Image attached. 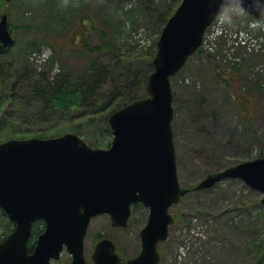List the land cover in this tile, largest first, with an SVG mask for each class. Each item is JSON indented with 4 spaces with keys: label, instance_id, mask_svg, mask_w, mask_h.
Returning <instances> with one entry per match:
<instances>
[{
    "label": "rangeland",
    "instance_id": "rangeland-1",
    "mask_svg": "<svg viewBox=\"0 0 264 264\" xmlns=\"http://www.w3.org/2000/svg\"><path fill=\"white\" fill-rule=\"evenodd\" d=\"M45 1L11 0L6 3L5 11L1 8L8 16L13 35V43L7 47L9 56L27 55L37 70L46 71L50 76L61 65L82 71L86 58L76 48L64 49L52 67L43 60L53 51L50 45L26 48L34 32L22 24H35V32L53 31L58 27V15L62 12H52V17L47 19L43 14L47 11L43 7ZM156 3L162 10L168 5L169 11L176 7L177 0H156ZM74 5L69 8L73 9ZM134 5L139 6V0H96L90 9L91 17L117 34L118 14ZM69 8L64 16L71 18ZM251 17L239 5L226 7L207 29L199 50L202 53L189 57L171 78L172 127L182 187L192 188L209 172L264 155V22L260 31H254L253 25L257 22L251 21ZM125 20L127 28L132 26L131 46L128 49L129 43L122 44L121 51L128 56L151 46L155 51L160 32L143 20V13L136 25ZM62 40L58 41L62 43ZM93 41L97 39L93 37ZM45 53L48 54L45 56ZM102 58L109 60L108 55ZM145 58L135 59L132 65L141 66ZM146 64L143 70L149 68L147 61ZM32 102V106H26L23 101L15 104L24 116H31L32 121L39 123L33 116L39 105ZM90 132L91 142L96 140L101 147L108 145L105 143L111 135L101 132L99 125L92 126ZM84 133L87 132L84 130ZM261 196L240 178H224L207 190L188 191L169 209L174 221L169 226L167 239L158 244L163 261L160 264H254L255 249L258 244H264ZM147 214L148 209L141 203L132 206L129 224L124 228L111 226L106 213L91 218L84 242L85 258L90 261L97 233L106 234L115 242L123 262L138 254L139 231ZM70 260V254L64 249L50 264H70Z\"/></svg>",
    "mask_w": 264,
    "mask_h": 264
},
{
    "label": "water",
    "instance_id": "water-1",
    "mask_svg": "<svg viewBox=\"0 0 264 264\" xmlns=\"http://www.w3.org/2000/svg\"><path fill=\"white\" fill-rule=\"evenodd\" d=\"M239 4L255 18L264 0H181L156 42L147 96L108 117L109 147L89 146L80 136L13 138L0 142V209L15 223L0 241V264H49L66 246L70 264H120L115 244L102 238L87 262L84 238L91 217L107 213L111 225L127 226L130 206L148 208L139 232L141 249L124 264H158L157 244L168 236L169 206L188 188L180 186L175 161L170 76L201 45L205 29L228 5ZM7 17L0 18V42H13ZM224 178H240L262 193L264 156L206 174L193 189H207ZM44 222L31 252L27 242L35 220Z\"/></svg>",
    "mask_w": 264,
    "mask_h": 264
},
{
    "label": "trees",
    "instance_id": "trees-1",
    "mask_svg": "<svg viewBox=\"0 0 264 264\" xmlns=\"http://www.w3.org/2000/svg\"><path fill=\"white\" fill-rule=\"evenodd\" d=\"M179 2L177 0L175 4L178 5ZM6 3L0 0V9L5 11ZM95 3L96 0H47L43 3L44 9H47L43 14L47 19L52 17V12L61 10L63 13L58 15L60 22L55 30L49 31L43 28L44 31L35 32V24L28 22L21 25L34 32V38L26 45L27 49H38L42 44L51 46L53 51L46 61L50 67L58 60L60 53L69 47L78 49L85 56L86 61L82 71L61 65L58 67L59 70L50 76L46 71L37 70L29 60V56L25 55L23 58L19 55L9 56L8 48L4 49L0 46V134L2 135L0 140L9 137L56 136L66 131H73L83 136L92 146H99L96 140L90 141L92 126L99 125L101 132L110 136L107 121L110 111L146 94L145 84L148 74L153 69L154 49L152 50V46L147 47L148 49H144L142 54L132 52L130 56L121 51L122 44L129 43L128 49L131 46L129 32L132 26L127 28L125 19L136 25L143 13V20L159 33L176 7L167 11L168 5L162 10L156 0H139V6L134 5L130 10L118 14L117 21L120 27L115 34L113 30L110 32L91 17L90 9ZM73 4L76 6L74 5L73 9L69 8ZM68 8L71 11V18L64 16V11ZM249 19L258 21L259 24L253 25V30L260 31L264 19L256 20L252 17ZM93 37L97 42L93 41ZM60 38H63L62 43L58 41ZM15 50L18 51L19 48ZM199 50L197 53H202ZM104 55H108L109 60L102 58ZM140 57H146L142 65L138 63L137 66L132 65V61ZM146 61L149 68L143 70L147 66ZM15 100L23 101L26 106H32L34 104L32 101L38 102L39 107L33 116L39 120V123L32 121L31 116H24L23 112H19ZM194 103L200 105L197 101ZM246 123L249 124L248 119ZM22 124H26L24 128L21 127ZM109 140L104 143L108 144ZM41 225V221L33 224L29 248H32L35 237L42 230ZM0 227L1 240L13 227L12 222L2 211H0ZM96 235L97 238L105 236L100 233ZM255 255L257 261L254 264H264V244L261 246L258 244Z\"/></svg>",
    "mask_w": 264,
    "mask_h": 264
},
{
    "label": "clouds",
    "instance_id": "clouds-1",
    "mask_svg": "<svg viewBox=\"0 0 264 264\" xmlns=\"http://www.w3.org/2000/svg\"><path fill=\"white\" fill-rule=\"evenodd\" d=\"M48 53H45V56L47 55Z\"/></svg>",
    "mask_w": 264,
    "mask_h": 264
},
{
    "label": "flooded vegetation",
    "instance_id": "flooded-vegetation-1",
    "mask_svg": "<svg viewBox=\"0 0 264 264\" xmlns=\"http://www.w3.org/2000/svg\"><path fill=\"white\" fill-rule=\"evenodd\" d=\"M30 241H31V239H30Z\"/></svg>",
    "mask_w": 264,
    "mask_h": 264
}]
</instances>
